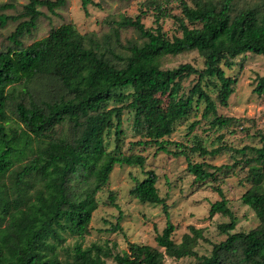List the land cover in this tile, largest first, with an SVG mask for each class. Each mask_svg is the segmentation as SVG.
Masks as SVG:
<instances>
[{
	"label": "trees",
	"instance_id": "1",
	"mask_svg": "<svg viewBox=\"0 0 264 264\" xmlns=\"http://www.w3.org/2000/svg\"><path fill=\"white\" fill-rule=\"evenodd\" d=\"M236 0H146L135 17L115 22L111 33L101 40L81 35L72 24L52 28L48 34L23 46L21 38L35 29L45 7L54 13L65 0H28L16 16L0 14V26L18 22L7 37L12 46L0 50V264H165V258L193 257L192 264H264V132L260 146L235 148L227 144L208 150L200 140L183 144L168 138L175 126L187 120L193 108L203 103L201 119L210 115L212 128H224L234 121L217 116V104L227 107L237 79L227 73L235 59L245 54L264 58V2L261 6L234 12ZM91 0H81L87 12ZM176 3L179 13L169 14L165 6ZM153 9V24L141 18ZM3 4L1 10L12 9ZM171 17L179 36L169 38L159 21ZM132 28L142 38L139 44L121 46L119 29ZM196 51L203 59L201 69L183 63L162 69L167 55ZM194 76L195 83L182 93L183 82ZM48 80L57 85L49 99H35L32 84ZM207 88V91L205 90ZM130 89L128 93L119 90ZM215 91V98L209 93ZM264 96V75H257L252 90ZM160 97H165L163 105ZM114 103V106H110ZM124 110L132 114L131 129L136 137L130 149L154 147V154L183 157L186 170L198 187L210 184L219 200L210 203L208 218L219 214L229 218L218 230L226 239L212 245L209 255L199 256L196 247L205 241L203 229L189 226L180 242L173 240L175 226L167 219L155 237L158 248L127 243V251L116 244L82 241L90 232L97 195L104 191L116 165L139 167L141 180L134 179L128 195L140 203L161 205L165 199L156 187L157 175L144 170L142 153L121 152ZM192 121L187 132L199 125ZM113 132L114 149L108 151L106 137ZM174 146V150L168 147ZM221 151L242 157L233 164L210 165L196 162ZM246 169L248 185L240 201L250 208L258 225L233 232L236 219L228 200L217 185L235 165ZM115 192L109 191L106 205L117 207ZM121 215L105 231L122 233ZM75 239L67 246L66 238Z\"/></svg>",
	"mask_w": 264,
	"mask_h": 264
},
{
	"label": "rangeland",
	"instance_id": "2",
	"mask_svg": "<svg viewBox=\"0 0 264 264\" xmlns=\"http://www.w3.org/2000/svg\"><path fill=\"white\" fill-rule=\"evenodd\" d=\"M88 4L87 12L81 7V0H65L63 7L55 9L54 13L49 12L45 7L39 10L43 13L39 17L35 29L29 34H24L20 39L23 46L33 41L45 37L48 32L62 24L70 23L81 35L94 34L98 40L111 33L115 22L120 21L122 17H135L139 14L140 3L146 0H91ZM28 0H0V6L11 4L12 9H0V14L16 16L22 12V7ZM264 0H236L234 2V12H238L250 7L261 6ZM146 10L141 18V22L146 27H155L153 24V9L141 7ZM165 10L175 15L179 13L176 3H171L164 7ZM17 22H7L6 26H0V50L12 46L7 39L15 29ZM163 32L169 37L179 36L174 21L171 17L163 18L159 21ZM119 41L121 46L113 44V51L116 54L126 55V49L123 47L139 44L142 38L132 28L119 29ZM123 46V47H122ZM162 69H172L183 63H191L195 68L201 69L203 65L202 57L196 51L183 52L177 55H167L161 59ZM227 73L237 79L234 94L229 98L228 106L221 107L217 104V116L230 117L234 121L228 127L212 128L210 122L214 119L210 115L206 119H201V113L204 107L203 103L193 108L187 120L178 123L175 126L174 133L168 138L171 141L188 144L200 140L208 149H214L221 144H227L235 148L243 146H260L259 134L264 132V96L259 97L252 92L255 86L257 75H264V58L261 55L245 54L235 59V65ZM195 83L194 76L183 82L182 93L187 91ZM32 92L35 99H49L55 95L57 85L48 80H36L32 85ZM207 91V88H205ZM130 89L119 90L122 93H128ZM209 93L215 98V91L210 89ZM163 105L167 101L165 97H160ZM114 106V103H110ZM132 114L129 110H124L122 115V130L124 131L121 152L123 154L142 153L146 157L144 170H153L157 175L156 187L159 195L165 199L167 206L166 212L161 205H150L140 203L128 195L129 189L134 184V179L141 180L143 171L139 167L116 165L110 173L109 181L104 191L97 195L98 207L92 214L90 223V232L82 241V246H89L91 243L109 242L110 245L116 244L118 251H127V243H136L140 245H149L158 248L155 237L164 228L167 219L174 224L175 230L173 240L178 243L184 233L188 231L189 226L197 229H203L205 241H199L196 252L199 256L209 255L213 244H217L226 239V235L221 233L217 226L229 221V218L219 214L208 218V209L210 203L219 200L217 193L211 189L210 184L198 187L194 178L186 170V162L183 157H173L168 154H154V147L133 148L130 149V142L135 141L136 137L131 129ZM199 120V125L192 133L187 132V127L194 121ZM106 147L108 151L114 149L113 132L111 136L106 137ZM174 150V146L168 147ZM242 157L228 151H221L214 156L200 158L193 156L192 160L196 162L204 161L210 165L220 166L224 164H233L234 160L241 161ZM232 173L228 177H220L217 184L228 200V208L236 219L235 230L231 231L247 232L258 225V219L252 210L240 201L242 193L248 187L245 180L246 169L241 164L235 165ZM109 191L115 192V203L117 207L106 205ZM121 215L120 226L122 233L105 231L110 224L116 223V218ZM75 239L66 238V245L72 246ZM159 249V248H158ZM162 250V249H159ZM196 261L193 257H187L179 260L165 258V264H192ZM108 264H114L108 260Z\"/></svg>",
	"mask_w": 264,
	"mask_h": 264
}]
</instances>
